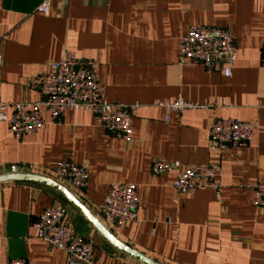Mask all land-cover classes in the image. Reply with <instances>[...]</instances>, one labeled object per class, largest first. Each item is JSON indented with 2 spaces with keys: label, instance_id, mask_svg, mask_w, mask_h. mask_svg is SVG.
Masks as SVG:
<instances>
[{
  "label": "crops",
  "instance_id": "crops-1",
  "mask_svg": "<svg viewBox=\"0 0 264 264\" xmlns=\"http://www.w3.org/2000/svg\"><path fill=\"white\" fill-rule=\"evenodd\" d=\"M0 0V102L40 98L35 78L65 52L97 64L108 102L139 104L128 140L98 127L89 112L71 111L60 123L16 141L0 124V170L18 167L52 178L64 159L84 166L87 187L71 192L122 244L159 264H264V208L239 184L264 183V0ZM192 26L235 36L231 76L217 68L178 65L180 40ZM201 108L177 115L157 103ZM215 104L217 107H212ZM47 119V114H43ZM255 125L243 148L209 147L215 119ZM156 160L181 169L217 164L220 196L209 189L178 194L173 172L154 176ZM112 183L138 186L137 222L114 226L99 206ZM53 204L66 208L74 231L93 242L100 264H140L115 250L68 202L38 184H0V264H66L65 254L35 237L34 224Z\"/></svg>",
  "mask_w": 264,
  "mask_h": 264
},
{
  "label": "built area",
  "instance_id": "built-area-1",
  "mask_svg": "<svg viewBox=\"0 0 264 264\" xmlns=\"http://www.w3.org/2000/svg\"><path fill=\"white\" fill-rule=\"evenodd\" d=\"M51 0H43L38 12L48 13ZM235 36L232 32L216 27L192 26L180 40L178 65L201 66L206 73L219 68L224 77L231 76L236 60ZM264 56V36L261 42ZM2 58L0 56V65ZM35 88L40 98L34 102H0V124L9 127L12 137L20 141L24 136H35L46 124L60 123L71 111L89 112L97 120L98 127L116 139L128 140L131 133L132 114L139 104L108 102L105 88L97 79V64L91 60L81 61L68 52L49 64L48 69L38 75ZM165 113L177 115L187 110L201 108L197 104L180 99L170 103H157ZM212 107H217L213 104ZM47 114L45 119L43 114ZM255 125L231 118L215 119L209 129V147L222 153L231 148H243L251 140ZM173 172L172 188L178 194H191L209 189L220 196L221 186L217 182L220 167L217 164L199 165L181 169L178 162L156 160L151 166L154 176ZM54 180L69 188L82 191L87 187L88 171L70 159L59 161L51 171ZM238 189L250 193L252 204L264 208V183L239 184ZM139 207L138 186L112 183L105 200L99 206L102 217L114 226L137 222ZM35 237L49 248L61 250L66 264H100L94 258L92 241L78 235L68 220L67 210L59 204L46 208L34 224ZM7 264H28L25 260H10Z\"/></svg>",
  "mask_w": 264,
  "mask_h": 264
},
{
  "label": "water",
  "instance_id": "water-1",
  "mask_svg": "<svg viewBox=\"0 0 264 264\" xmlns=\"http://www.w3.org/2000/svg\"><path fill=\"white\" fill-rule=\"evenodd\" d=\"M11 182L38 184L55 191L65 199L68 204L74 208V210H76L115 250L140 264H159L119 242L71 192L56 181L41 175L30 173L27 169H21L18 167L0 170V184Z\"/></svg>",
  "mask_w": 264,
  "mask_h": 264
}]
</instances>
